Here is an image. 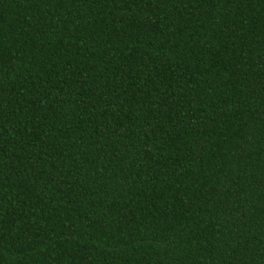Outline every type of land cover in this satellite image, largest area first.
<instances>
[{"label":"trees","instance_id":"obj_1","mask_svg":"<svg viewBox=\"0 0 264 264\" xmlns=\"http://www.w3.org/2000/svg\"><path fill=\"white\" fill-rule=\"evenodd\" d=\"M0 264H264V0H0Z\"/></svg>","mask_w":264,"mask_h":264}]
</instances>
